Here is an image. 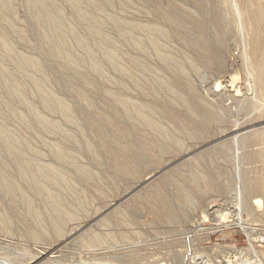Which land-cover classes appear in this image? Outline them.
<instances>
[{
	"label": "rangeland",
	"instance_id": "rangeland-1",
	"mask_svg": "<svg viewBox=\"0 0 264 264\" xmlns=\"http://www.w3.org/2000/svg\"><path fill=\"white\" fill-rule=\"evenodd\" d=\"M45 1L59 7L69 26H79L80 34L87 38L89 25L78 19L82 18L76 7L69 6L78 4L83 13L100 23L101 32L113 43L96 35L93 45L101 42L104 51L120 55L123 63L139 59L146 63L143 70L148 69L142 71L145 78L141 72L137 77L141 83L144 80L143 87L141 83L140 87L134 82L129 85L125 76L109 66L103 69L114 84L93 77L97 84L87 87L82 74L86 65L79 71L69 70L49 57L28 0H14V11L0 16V34L7 36L21 56L51 74V88L73 109L74 124L65 123L59 112L42 107L40 100L34 99L35 107L47 119L63 125L78 144L39 129L26 136L18 115L28 112L17 102L8 126L19 130V139L29 140V148L40 151L44 165L70 172L48 148L58 144L94 173L96 181L75 179L74 197H68L65 208L77 215L65 225L62 241L54 233L44 241L31 238L28 227L23 226L29 219L22 207L9 206L4 200L3 210L13 215L15 231L0 234V264H225L230 260L264 264V0ZM122 24L145 27L140 36L143 56L123 40ZM200 40L202 46L196 45ZM65 53L83 56L75 47ZM191 53H195L192 58L188 56ZM0 55L5 68L13 71L5 53L0 51ZM183 71L187 83L181 81ZM18 78L27 82L20 74ZM157 79L172 89L178 85V96L169 87L157 86ZM4 89L0 87V91ZM110 89L112 95L104 94ZM77 93L88 96L97 109H90ZM179 94L185 96V104L177 103ZM117 96L166 113L159 118L164 128L187 127L190 134H183L182 150L170 147L162 152L155 145L141 144L133 131L135 123L122 112ZM106 119L115 125L105 124ZM27 122L35 124L29 114ZM148 178L154 181L145 184ZM44 205L41 201L36 209L44 212ZM94 237L104 241L89 247ZM40 254L47 256L41 258Z\"/></svg>",
	"mask_w": 264,
	"mask_h": 264
},
{
	"label": "bare ground",
	"instance_id": "bare-ground-1",
	"mask_svg": "<svg viewBox=\"0 0 264 264\" xmlns=\"http://www.w3.org/2000/svg\"><path fill=\"white\" fill-rule=\"evenodd\" d=\"M13 1L14 0H0V16L8 15L14 11ZM69 6L73 7V8L76 7L78 9L79 16L83 20L80 18H78V19L84 25L85 24L89 25V30H90V36L89 37L85 38L80 34L79 26L77 28L69 26L70 24L63 18V14H62L61 10L56 5H54L52 3H47L45 0H28V8L31 11V15L33 16V19H34L35 24L37 26L40 37L43 40L45 50L48 53L49 57L58 63H63L69 70L79 71V67L81 65H83V64L86 65L84 67L87 68V70L83 71L84 73H82V74H83V77H84V80H85L87 87H94L95 86L96 81L93 80V77L96 79H99V82L102 81L105 84L112 85V83H113L112 79H110L107 76L105 69H103L105 66H107V67L109 66V67L113 68L118 74L122 75V77L125 76L126 77L125 81L129 80V85L131 82H134L137 84V86H139L141 82H139L137 77L139 76L140 72L142 74V71H146L148 69V68L147 69L145 68L146 70H143V65L145 66L146 63L142 64L139 59L131 60L130 62H128L129 64L123 63L121 61L120 55L113 53V52L104 51L102 49V43L101 42H96L95 45H93V37H96V35L98 37H105L103 35V33L101 32L100 23L93 16H89V15L83 13L82 9L80 8V6L78 4L69 3ZM76 15H77V13H76ZM253 16H255V15L253 14ZM263 19H264V14H263ZM7 23L13 24L8 19H7ZM94 24H95V26H93ZM148 27H150V26H148ZM13 28H14V25H13ZM122 28H123V35H122L123 40L128 42L130 47L134 48L133 51L137 50V52L140 55V53L143 52L144 48H145L143 46L142 42L140 41V36H141L142 32H144L146 30L145 27L144 26H137V25L135 26V25H131V24H129V25L122 24ZM14 30H16V29L14 28ZM153 31H156V30H153ZM161 31H163V30H161ZM16 33L18 34L19 31H16ZM164 36H166V35H164ZM106 38L107 37L102 38L103 40L102 39L101 40L106 42V43H110L111 40L106 39ZM202 44L203 43H201V40L196 43V45H198V46H200V45L202 46ZM154 45L157 48H160V46H161L159 43H155ZM193 45H194V43H193ZM74 47L78 48L83 53L82 57H76L75 55H69V54L65 53L66 49H71ZM132 48H130L129 51H131ZM0 51L5 53V55H4L5 60L9 61L13 65V71H8L5 68V66L3 65V62L0 60V87H5L4 91H0V193H3V194H0L2 196V198H0V234L9 235V234H12L11 233L12 231L13 232L15 231L14 230V224H13L14 223L13 215L6 214L5 211L3 210V204H4L3 201L6 200V204H8L9 206H13L14 204H16L17 206H21L22 209L24 210V213L28 216L29 221L27 223H24L23 226L28 227V229H29L28 234L31 238H33L37 241H42V240L44 241V239L47 236H49V234L54 233L61 240L62 238L65 237L64 234H66L64 232L67 228L65 225L69 224V222H71V221H74L76 219V215H77V214L75 215L74 211H72V210L69 211L70 209L67 210V208H65L66 200H68V197H70V196L74 197V194L76 191L75 184H74L75 179L77 177H81V179L83 178L84 180H87L88 182L89 181H95V180H93L95 175H94V173L92 174L91 171H89L87 168L83 167L78 162V159L75 156L69 155L63 149V147L61 145H58V144L48 145V148L50 150H52L54 159L58 162H61L64 165H66L70 169V172L69 171L64 172L63 170H60L55 165H51V164L50 165L49 164L44 165L45 163L41 162L42 154L40 153V151L35 147L29 148L28 147L30 144L29 140L28 139L27 140L19 139L18 135H17L19 130L11 129L8 126L9 125V115L14 110L13 103L17 102L18 104L25 105L27 112H28V113H24V114L18 113L19 114L18 115L19 116L18 122H20L19 123L20 126L25 125L26 136L32 134L34 131L39 129L43 133L55 134V135H58L62 138H65L70 143L77 142V144H78L77 138L75 136L70 135L67 132H65L63 125H61L60 123H57L55 121L47 119L46 116L42 112H40L37 109V107H35V105H34V102H35L34 99L40 100L42 107L47 108V110L52 112V113L59 112L62 115V117L64 118L65 123L70 124V125L74 124L73 109L65 101L58 99L57 96L55 95L54 90L51 88V85H50L51 77H52L51 74L46 72L45 69H42L40 67V65L38 63H36L34 60H32L31 58L21 56V54L18 53L14 49V47L12 46V44L10 43V41L6 35L0 34ZM202 52L204 53V51H202ZM195 53H196V50H195ZM132 54L135 56V54L133 52H132ZM141 54H142V56L144 55L143 53H141ZM192 54L193 53H191V55L188 54V56L191 57ZM167 55L169 56V54H167ZM0 57H1V55H0ZM175 57H176V54H175ZM196 57L198 58L201 56H196ZM148 60H151V59L149 58ZM148 60H147V63H149ZM193 60H197V59L193 58ZM190 61H192V60H190ZM190 61H188L189 63L187 62L189 65L188 64H185V65H188L190 67V64H192V63H190ZM151 62L152 61H150V63ZM171 62L174 63V60H172ZM194 63L192 66H194ZM180 64H181L180 66L182 67V63H180ZM146 66H148V65H146ZM171 66H175V65H171ZM148 67H150V66H148ZM193 68L194 67H192V69H191V67H190L191 70H193ZM186 69H188V68H186ZM196 69H197V67H196ZM181 70H183V69H181ZM196 71L194 70L195 73H196ZM175 72H176V70H175ZM190 72H192V71H190ZM19 74H20V76H23L24 79H27V82H24V80H19V78H18ZM179 74H182V73L180 72V73H178V75ZM185 74H186V72L183 71V74L181 75V76H183V77H181V81L185 80L184 79ZM188 75H186V76H188ZM142 76H143V74H142ZM142 76H140V78ZM188 77H190V76H188ZM141 79H143V78H141ZM175 80H177V79L175 78ZM190 81L192 82V80H190ZM97 82H98V80H97ZM143 82H144V80H143ZM184 82L187 83L186 81H184ZM142 83H141V85H142ZM155 84H158L157 86H163L162 88H165V87L168 88L169 87L167 85V83L164 82L163 80L157 79ZM174 85H176V84H174ZM122 86L126 88V85H122ZM143 86L144 85H142L141 87H143ZM177 87H178V85H177ZM177 87L175 89H172L170 87L168 88L170 90V92H172V94L175 95V97H177L178 96L177 93L180 92V90L179 91L176 90ZM220 87H221V85L217 86L218 89H220ZM29 88L32 90L29 91ZM193 88H191V89H193ZM175 90L177 91V93ZM114 91H115V93L122 94V93H120V91H117V90H114ZM137 91H139V90L137 89ZM193 91H195V90H193ZM112 92H113V90L111 91V89H110V91L107 90L106 93L104 92V94H111L112 95L113 94ZM122 92H123V90H122ZM167 92L169 93V91H167ZM139 93H140V91H139ZM76 96L78 98L85 99V101L88 102V105H89L88 107L90 109L92 107H93V109L95 108L94 106H92V103H91L92 100L89 99L88 96L85 98L81 93H77ZM118 96L115 97V100L119 105H121L122 112L125 114V116H127L129 118L131 123H135L134 127L135 126L136 127L134 128V130L133 129L132 130L134 131L135 135L137 136V139L139 137L140 142L142 140L141 144L145 143V144H147L148 147L155 145L158 147L157 149L161 150L162 152H166V151L170 150V147L174 148L175 150H179V151L182 150V140H183L182 138H184L183 134H185L186 132L189 133V129L187 127L181 125L180 129H178V130L173 129L175 131H171L167 127L164 128L159 123V118L162 117L163 115H166V113L165 114L160 113L159 111H157L153 108L150 109L146 106H141L140 104L138 105V104L132 103V101L127 102L125 100L127 97L125 99H123V100H125V101H123L120 99L122 95L120 97H118ZM169 96H170V94H169ZM173 97L174 96H172V98ZM189 97H190V95H189ZM89 100H91V101H89ZM177 100H178L177 103H180V104H185V102H186L185 96L183 97L180 94H179V97ZM172 101H173V99H172ZM204 104L205 103H203V105ZM95 109H97V108H95ZM28 114L34 120V123H35L34 125L27 122ZM189 114H191V113H189ZM191 116H193V115H191ZM12 117L14 118V116H12ZM202 119H203V117H202ZM204 121H205V119H204ZM7 122H8V124H7ZM105 122H104L105 124L111 125V127L115 125L113 120H107L106 119ZM167 124H169V121H167ZM108 125H107V127H108ZM169 125H171V124H169ZM102 126H103V124H102ZM97 130H99V129H97ZM126 130L129 131V129H127V128H126ZM125 132L127 133V131H125ZM174 132H176V133H174ZM178 133H180V134L178 135ZM131 134L133 135L132 132H131ZM125 138H127V137H125ZM133 138H135V137L132 136V139ZM106 141H104V142H106ZM90 145H92V144H90ZM92 148H93V146H92ZM147 148L146 149L143 148V149L147 150ZM120 149H122V148H120ZM92 152H93V150L91 151V153ZM119 163L121 164V162H119ZM122 163H124V162H122ZM125 167L126 166H124L123 168H125ZM66 170H68V169H66ZM152 180H153V178L146 179L145 184L150 183ZM90 184H88V185H90ZM93 186H94V184H93ZM100 186H101V184H100ZM41 201L45 204L44 206L46 207L44 212L40 211V210L38 211L36 209L37 208L36 205L38 203H41ZM41 206H42V204H41ZM73 207H74V205H73ZM38 209H39V207H38ZM111 209H112V207H111ZM41 210H42V208H41ZM78 211H79V209H78ZM84 211L86 213L87 210H84ZM87 215H88V213L85 216H87ZM89 216H90V214H89ZM87 218H85V219H87ZM224 219H226V217ZM64 228H65V230H64ZM89 241H90V243L87 244V242H86V244L90 247V246H93V244L102 243L104 240L102 238H99V237H96V238L94 237L93 239H91ZM45 251H47V253H48V250H45ZM48 254H50L49 256H51L50 252ZM40 256L42 258V257L47 256V255L40 254ZM36 258H37V256H36ZM258 263H260V262H258ZM225 264H235V263L230 260L228 263H225ZM244 264H246V263H244Z\"/></svg>",
	"mask_w": 264,
	"mask_h": 264
}]
</instances>
